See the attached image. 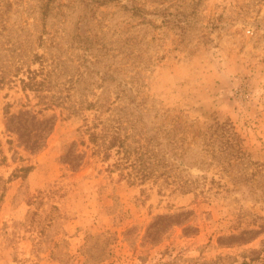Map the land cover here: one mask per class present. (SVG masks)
Returning <instances> with one entry per match:
<instances>
[{"label":"rangeland","instance_id":"374dc122","mask_svg":"<svg viewBox=\"0 0 264 264\" xmlns=\"http://www.w3.org/2000/svg\"><path fill=\"white\" fill-rule=\"evenodd\" d=\"M0 264H264V0H0Z\"/></svg>","mask_w":264,"mask_h":264},{"label":"trees","instance_id":"16d2710c","mask_svg":"<svg viewBox=\"0 0 264 264\" xmlns=\"http://www.w3.org/2000/svg\"><path fill=\"white\" fill-rule=\"evenodd\" d=\"M14 120H16V122L14 123L15 125H13ZM48 122V119L43 121H35L34 117L30 115H26L23 118L21 115L9 118V123H12V129L19 133L20 137H24L26 139V144L29 146L30 149H36V140L30 141L29 139L33 130L31 127H34L39 124H47ZM89 137L90 141L96 142V134L90 133ZM26 169L29 170V168Z\"/></svg>","mask_w":264,"mask_h":264}]
</instances>
